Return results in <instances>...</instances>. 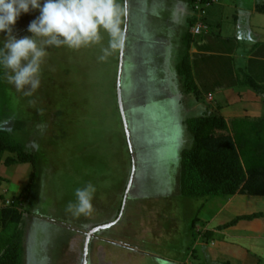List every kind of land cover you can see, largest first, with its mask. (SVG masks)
I'll return each mask as SVG.
<instances>
[{
	"label": "rangeland",
	"instance_id": "rangeland-1",
	"mask_svg": "<svg viewBox=\"0 0 264 264\" xmlns=\"http://www.w3.org/2000/svg\"><path fill=\"white\" fill-rule=\"evenodd\" d=\"M171 1L130 0L123 86L135 161L123 144L125 123L118 87L114 88L122 47L101 61V49L109 40L103 29L96 44L78 50L48 49L41 65V85L31 94H26L27 88L18 91L9 84L5 70L0 69V129L10 130L39 158L37 178L30 188L32 201L25 207V237H31L32 248L26 245L24 264H33V259L34 264H83L88 236L92 264H264V242L250 241V248L244 239L250 235L241 231L243 222L218 230L242 214L263 209L262 199L252 198L254 202L248 205L243 196L210 200L184 197L180 160L181 151L194 142L184 122L202 116L225 118L222 111L229 107L228 111L237 110L238 115L226 120L228 128L245 147L250 166H264V121H255L245 113L242 102L228 106L230 101L240 100L234 98L240 92L230 94L234 90L232 82L244 80L237 84L241 100L262 101L264 112V89L244 87L246 70L236 71L233 77L227 71L226 57L202 55L199 49H192L193 44L201 42L203 32L192 36L194 43L188 49L185 38L192 29L191 33L190 27L184 29L186 21L194 17L200 23L202 16L194 12L193 0H180L188 8L181 13ZM221 2L227 5V13L234 14L232 17L240 16L243 6H256L258 15L264 17L257 6L264 5V0ZM117 3L124 37L126 2ZM38 15L37 11L22 14L13 34L29 35L27 27ZM235 34L239 37L237 31ZM4 35L0 34V44ZM257 37H251L249 48L256 56L264 55V39ZM184 57L191 71L182 77L176 65L184 62ZM237 62L239 58L231 60L232 64ZM187 77L200 87L199 98L183 94ZM193 82H189L191 87ZM259 85L264 86V82ZM221 86L226 97L219 94ZM246 90L251 98L243 95ZM210 93L213 101L208 104ZM245 139H250L249 148ZM253 140L259 144H253ZM33 172L32 164H2L0 208L13 203L27 189ZM88 183L96 188L93 211L73 216L67 205L75 202L76 189ZM116 216L119 221L114 226L111 223ZM208 231L213 235L206 237ZM102 237L111 241L105 243ZM248 249L252 257L244 260L243 253ZM254 254L260 258L256 260Z\"/></svg>",
	"mask_w": 264,
	"mask_h": 264
},
{
	"label": "trees",
	"instance_id": "trees-1",
	"mask_svg": "<svg viewBox=\"0 0 264 264\" xmlns=\"http://www.w3.org/2000/svg\"><path fill=\"white\" fill-rule=\"evenodd\" d=\"M211 0H193V10L197 13L196 7L199 5L201 10L207 9ZM198 3V4H197ZM258 10L264 13V5L259 6ZM206 21V17L202 16ZM199 21L206 29L211 28L205 21ZM196 19L193 17L188 21V27L191 29L195 25ZM197 23V22H196ZM207 24V25H205ZM203 30L201 35H207L208 31ZM186 35L188 49L194 43V36ZM187 57L184 62L177 63L176 70L179 76L185 77L191 71ZM70 74V72H68ZM117 75V74H116ZM115 75V90L117 87V78ZM126 76H124L125 78ZM187 77L185 83L186 90L183 92L185 96H193L199 98L201 95L196 82ZM193 82V87L189 85ZM243 81H241V84ZM124 85V84H123ZM243 86L261 91L264 86L259 85L253 79L249 78ZM199 94V95H197ZM121 116V115H120ZM122 117V116H121ZM263 118V117H262ZM263 120V119H261ZM129 124V123H128ZM188 126V131L194 138V142L190 148L185 147L181 155V187L184 197H205L208 200L212 197L224 196H259L264 197V166H250L248 154L237 135H233L228 128V122L220 116H202L201 118L189 119L184 122ZM39 129V128H38ZM131 132V126L129 125ZM16 131V129H12ZM126 130L123 133L125 135ZM132 134V132H131ZM125 145L126 152L129 156L130 148L128 141ZM133 139V135H132ZM246 141V140H245ZM247 146V141L244 142ZM134 145V144H133ZM249 148V146H247ZM32 148V147H29ZM26 145L11 135L10 130L0 129V171L4 163L5 166L32 164L33 174L30 176V182L27 189L16 197L13 203L4 205L0 208V264H24L25 248V220L28 214L25 211L26 203L31 199L33 183L37 178V167L39 166L38 154L33 148L31 152ZM135 153V147H134ZM7 157L5 158V156ZM130 157V156H129ZM132 157V156H131ZM5 158V159H4ZM256 159V157L254 158ZM4 182V178L0 174V187ZM206 199V200H207ZM6 204V202H5ZM24 204V205H23ZM263 216V214L241 215L230 223L220 226L218 230H227L238 225L244 220H253ZM119 216H116V221ZM206 237L212 236L213 233L208 231ZM230 264V262L228 263Z\"/></svg>",
	"mask_w": 264,
	"mask_h": 264
},
{
	"label": "clouds",
	"instance_id": "clouds-1",
	"mask_svg": "<svg viewBox=\"0 0 264 264\" xmlns=\"http://www.w3.org/2000/svg\"><path fill=\"white\" fill-rule=\"evenodd\" d=\"M32 11L39 15L27 27L29 35L17 37L13 34L17 20ZM120 16L117 0H0V34H6L0 44V69L5 70L9 84L18 91L27 88L26 94H31L41 85V65L48 49L78 50L96 44L101 40V29L109 40L107 47L101 49L99 59L103 61L120 49L123 45ZM197 24L192 28L193 36L200 35L193 33ZM125 67L126 62L124 76ZM123 97L126 109L128 103L124 94ZM95 192L92 183L77 188L75 202H70L66 210L76 217L89 215L93 211Z\"/></svg>",
	"mask_w": 264,
	"mask_h": 264
},
{
	"label": "crops",
	"instance_id": "crops-1",
	"mask_svg": "<svg viewBox=\"0 0 264 264\" xmlns=\"http://www.w3.org/2000/svg\"><path fill=\"white\" fill-rule=\"evenodd\" d=\"M180 0H172L173 4L175 5L176 9H178L179 13L182 11L188 12L187 11V6H185ZM214 2V4H213ZM213 4V5H212ZM258 6V5H257ZM210 11L208 12V15L206 16V23L211 26V28L208 31L207 35H204L201 37V42L196 43L194 46L192 45V49H199V51L202 52V55H211V56H222L226 57L228 62L226 63V66L229 67L227 70L228 73L232 74L233 77H235V72L238 70L244 69V71L247 73L245 76V82L251 78L258 84H261L264 82V55H259L256 56L253 54V51L251 50L250 47V41L251 37L259 35L261 39H264V34L262 35L261 32H264V26L261 27V25L264 23V20L259 19L261 17L258 15L257 8L254 6L253 8L248 7V6H243L244 11L241 12L240 16H233L234 14L227 13V5L225 3H222L221 0H211L210 1V6H209ZM224 8L225 11L222 10ZM207 10V9H206ZM221 10V11H220ZM232 18V19H231ZM264 19V17H261ZM190 19V18H189ZM188 21H186L184 29L186 30L188 26ZM259 22V23H258ZM172 25V24H171ZM174 27V26H172ZM237 31L239 37L236 36L235 32ZM235 34V36H234ZM258 40H261L259 37H257ZM264 41V40H261ZM198 54V53H196ZM200 55V54H199ZM236 56V57H234ZM237 58L240 59V62L231 63V60H236ZM250 61V63H249ZM256 61V62H253ZM239 80V79H238ZM239 80L237 83L233 84L232 82V87L234 90L230 92V94L233 93V96L235 95V92L241 93V89L237 87V84L240 82ZM244 83V80H243ZM197 84V83H196ZM198 86V85H197ZM239 86V85H238ZM238 89H237V88ZM245 87V86H244ZM200 90V87H198ZM236 88V90H235ZM219 89V94L226 97L223 94V87L221 86ZM228 90V89H227ZM238 93V96L234 97L236 99H243L241 94ZM243 93V92H242ZM250 95L249 92L244 91L243 95ZM211 95V93H210ZM237 95V94H236ZM208 99V98H207ZM211 101L208 99V104L213 101V97H211ZM236 100L234 102L230 101V104L228 106L235 105L237 103L242 102L244 104V110L245 113H249L248 115L254 116L255 121H260L263 117V106H262V101L261 102H256V99L251 98L250 101H244V100ZM242 104V105H243ZM219 106V105H218ZM227 106V107H228ZM229 108V107H228ZM228 108L223 112V115L225 116L226 120H229L230 118H235L237 116V110L233 111H228ZM216 109L219 110L217 107ZM250 117V116H248ZM229 118V119H228ZM253 118V117H252ZM259 119V120H258ZM230 121V120H229ZM264 121V117H263ZM231 123V122H230ZM231 130V129H230ZM232 134L234 132L232 131ZM244 138V137H243ZM246 140V139H245ZM250 139L246 140L249 141ZM253 144L258 145V141L253 140ZM243 198H246V201H248V205L254 202L252 198H261L263 202V209L258 210V212H249L247 214H263V216L259 217L258 219H253V220H244L241 221L242 227L241 231L242 233L249 234L250 237H245V240H248L250 243V248L252 247V244L254 241H259V242H264V197H259V196H250V195H242ZM241 196V197H242ZM251 198V199H249ZM250 203V204H249ZM243 215V214H242ZM254 235V236H253ZM253 241V242H250ZM251 250L248 249L246 250L243 254L244 260L247 259V257H252ZM255 255V254H254ZM254 258L257 260L260 258V256L255 255ZM249 259L246 261V263H249ZM253 262L254 259L252 260ZM256 264H259L256 262Z\"/></svg>",
	"mask_w": 264,
	"mask_h": 264
},
{
	"label": "water",
	"instance_id": "water-1",
	"mask_svg": "<svg viewBox=\"0 0 264 264\" xmlns=\"http://www.w3.org/2000/svg\"><path fill=\"white\" fill-rule=\"evenodd\" d=\"M125 2H126V11H127V22L125 25L123 45H122V49H121V58H120L117 91H118V100H119V104H120V110H121V114H122V117H123L124 123H125V130H126V135H127V140H128L131 156H132L133 161H135V153H134V145H133V141H132V134H131L130 129H129V124H128L129 122L127 120V114H126L125 108H124L125 103L123 100L124 99V97H123V94H124L123 77H124V66H125V53H124L125 49L124 48H125V43L127 41L128 31H129V15H130V13H129L130 12V1L125 0ZM133 182H134V173H133V176L131 179L130 187L133 185ZM127 191H129V189ZM125 201H126V198H125ZM118 221H119V219L116 222H118Z\"/></svg>",
	"mask_w": 264,
	"mask_h": 264
},
{
	"label": "flooded vegetation",
	"instance_id": "flooded-vegetation-1",
	"mask_svg": "<svg viewBox=\"0 0 264 264\" xmlns=\"http://www.w3.org/2000/svg\"><path fill=\"white\" fill-rule=\"evenodd\" d=\"M126 104V103H125ZM128 106H126V109H125V112L128 114V112H129V109L127 108ZM130 194V193H129ZM118 219H119V217H118ZM112 225L114 224V226H115V224H116V218L114 219V221H112V223H111ZM89 237V236H88ZM88 237H87V240H88V242H89V245L87 246V245H85L86 246V249L84 250V256H83V264H92V262H91V254H90V249H88V247H90L91 248V245H92V241H91V239L89 240L88 239ZM25 239H26V237H25ZM102 240H105V243L106 242H109V241H111L110 239H108L107 240V238H103L102 237ZM86 242V241H85ZM113 243V242H112ZM31 244V237L30 236H27V239H26V242H25V248H26V245H28L29 246V248H32L31 246L32 245H30ZM34 246V245H33ZM86 254V255H85ZM33 257H32V255L30 256V260L32 259ZM34 259H33V264H34Z\"/></svg>",
	"mask_w": 264,
	"mask_h": 264
},
{
	"label": "built area",
	"instance_id": "built-area-1",
	"mask_svg": "<svg viewBox=\"0 0 264 264\" xmlns=\"http://www.w3.org/2000/svg\"><path fill=\"white\" fill-rule=\"evenodd\" d=\"M198 13L201 15V16H204V13L205 11L204 10H201V8L199 6L196 7ZM206 27L202 24V23H198L194 29H193V33L194 35H199L203 32V30H205Z\"/></svg>",
	"mask_w": 264,
	"mask_h": 264
}]
</instances>
